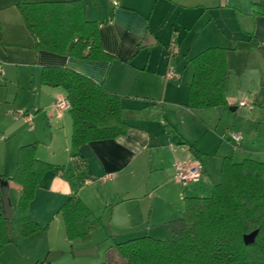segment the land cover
<instances>
[{
    "label": "crops",
    "instance_id": "1",
    "mask_svg": "<svg viewBox=\"0 0 264 264\" xmlns=\"http://www.w3.org/2000/svg\"><path fill=\"white\" fill-rule=\"evenodd\" d=\"M20 1L38 0H0V42L9 48V57L6 53L0 60L4 65L0 73L3 70L7 75H16L18 84L33 92L32 103L41 111L31 117L26 107L17 109L15 95L12 115L23 126L0 134V210L3 216L1 187L6 183L17 226L14 235L10 233L11 225L10 229L6 227L11 240L0 242V256L8 259H1L0 264H52L73 247L91 245L93 233L98 228L106 230V226L116 235L131 232L163 238L166 223L181 215L185 196H208L204 194L211 192L219 181L224 156L236 161L237 153L256 160L260 159L252 153L264 155V130H259L264 121H255L254 127L245 124L246 114L255 108L247 107L248 99L235 101L231 96L232 66L239 64L236 72L243 74L250 68L248 58L237 60L238 49L251 54L253 49L258 51L256 72L264 81V15L251 13L252 0H78L83 17L97 22L101 47L112 55L110 60L35 48L17 8ZM161 24L168 38L159 34ZM173 32L186 34L179 42L184 53L170 58L178 49ZM251 36L257 44L250 41ZM202 46L226 48L227 108L212 106L193 111L187 104L193 74L189 59L207 48ZM192 48L202 49L189 55L195 50ZM183 60L190 67L181 65ZM47 65L71 68L120 100L125 131L80 144L76 148L81 157L79 166L73 159L69 107H54L57 98L65 97L64 89L41 81V70ZM213 107L220 110H209ZM226 110H239L243 120H234L237 114L226 127L221 123ZM20 115L25 119L16 118ZM233 133L240 134V138L235 140ZM256 142L261 144L254 146ZM30 143L34 144L35 156L51 167L42 174L26 210L38 228L21 235L17 207L20 186L10 178L16 169L18 147ZM178 162L199 165L200 177L186 183L178 181ZM74 191L100 219L84 240L67 238L59 210ZM52 251L56 254L46 262Z\"/></svg>",
    "mask_w": 264,
    "mask_h": 264
},
{
    "label": "trees",
    "instance_id": "2",
    "mask_svg": "<svg viewBox=\"0 0 264 264\" xmlns=\"http://www.w3.org/2000/svg\"><path fill=\"white\" fill-rule=\"evenodd\" d=\"M17 8L35 48L79 58H112L101 47L97 22L83 17L78 0L20 1ZM251 13L264 15V0H252ZM250 41L257 44L252 36ZM189 60L193 74L188 106L193 111L212 106L227 108L226 48L207 47ZM40 76L44 84L61 86L69 101L76 166L81 160L76 151L80 144L125 131L127 124L121 118L118 95L64 66H44ZM50 167L35 156L34 144L18 147L16 169L10 179L20 186L17 207L21 235L38 228L26 210L42 174ZM59 210L69 240L88 238L91 229L100 224L99 217L75 191ZM8 232L0 210L1 243L11 240ZM249 233L253 234L252 239L245 242L244 236ZM113 244L125 264H264V161L251 157L234 161L224 156L219 181L211 193L185 196L181 215L166 223L163 238L143 233ZM98 264L111 263L104 260Z\"/></svg>",
    "mask_w": 264,
    "mask_h": 264
},
{
    "label": "rangeland",
    "instance_id": "3",
    "mask_svg": "<svg viewBox=\"0 0 264 264\" xmlns=\"http://www.w3.org/2000/svg\"><path fill=\"white\" fill-rule=\"evenodd\" d=\"M204 16H206V14H204ZM203 16V17H204ZM210 17V16H209ZM187 21L189 20L188 18L186 19ZM177 28V26H175ZM166 28H168V26H166ZM195 30H197V28L193 29V32H195ZM158 31L160 36H167V31L165 28L162 27V24L158 26ZM166 33V35H165ZM176 37H177V41L176 42V46H177V51L175 54L170 55V58L174 57L176 54L177 55H181L183 56L182 52V46L179 45V42L181 44V42H183V38L186 35H178L179 32H173ZM182 36V38H181ZM168 38V36H167ZM166 38V39H167ZM168 40V39H167ZM169 42V41H168ZM168 46L166 45V54L165 57L169 56V52H167ZM193 47V45H192ZM194 47H196L194 45ZM207 47V46H204ZM202 46V48H204ZM202 48H192L195 50H191L189 55H192L194 53H196L197 51L201 50ZM254 51H252L253 53L251 54L249 51L241 48L237 50V54H238V58L237 60L240 61V59L244 60L245 58L247 59V66L250 67L244 74L243 71L240 72H236L238 65H233L232 66V81H233V91L231 92V96H232V100L237 98H245L248 99V106H254L255 109H253V111L250 114H246L245 119H247L246 123L247 125H250L254 127V123L257 120H261L264 121V106H260L264 105V81H262L260 79L259 76H257V72L256 70L258 69V63H256V57L258 58V51H256V49H253ZM7 53L8 57H9V48H7L6 46H4L1 42H0V60H3L2 57H4V55ZM186 65L187 67H190L189 63H185V60H183L181 65ZM2 64H0L1 67ZM4 66V65H2ZM241 67V66H240ZM240 67L238 69H240ZM238 75H240L238 77ZM5 79L3 80L2 79ZM258 77V78H257ZM262 82H260V80ZM19 88V89H18ZM18 90V91H17ZM17 93V94H16ZM16 95V100H17V109H24V107H26L28 109V114L31 115V117H34L38 112H40L41 110H39L37 107L38 105H34L32 103V100H35V97L33 96V92L31 90H26L25 88L21 87V83L17 82V77L16 75H7L5 72H3V70L0 73V134H2V131H4L5 129L9 130V129H14L15 127H22L23 124L21 122H15L14 117L12 115V100ZM236 105V104H234ZM37 106V107H36ZM219 109V107H213L210 108L209 110H214V109ZM237 108H243L240 106H237ZM220 110V109H219ZM213 112L214 111H210ZM220 112V111H219ZM238 114V116L236 117V115ZM243 114L239 113V110H237L236 112L233 111H229L226 110L224 111V117L221 119V123H225L226 127H230L233 119L234 120H240L242 121L244 116H242ZM243 117V118H242ZM18 119H22L24 120V115H20L19 117H16ZM217 120V118H216ZM29 124V126L31 125V123H27ZM264 126V124H261V127ZM259 128L260 131L264 130V128ZM258 141H260V139H258ZM261 143H254V146H259ZM253 157L260 159L261 161H264V155H259L256 153H252ZM245 155V154H244ZM247 156V154H246ZM243 154H239L237 153L236 156L234 157L236 159V161H240L243 159ZM200 177V176H199ZM198 177V178H199ZM197 178V179H198ZM196 179V180H197ZM211 192H206V194L204 195H209ZM154 228V227H153ZM158 228V226H157ZM165 228V226H164ZM106 230H103L102 228H98L97 232L93 233L92 236V246H95V254L92 252L89 255H76L73 253V249H75V247L70 249V253H65L64 255L61 256H57L52 264H98L102 261H107L111 264H125L124 259L116 252L115 248H114V242L115 241H121L124 239H127L129 237H133L137 234H132L131 232H129L128 234H120V235H116V234H112L111 232H109V228L106 226L105 227ZM166 230V229H165ZM10 233L11 235H14L17 233V226H16V217L14 216L13 218V222L11 223V229H10ZM166 233V232H165ZM165 234L162 236L164 237ZM79 240V239H76ZM69 252V251H68ZM7 256L10 257V255L7 254ZM4 260V259H8L6 257V255H1L0 256V260ZM9 261V260H8ZM6 260V263L8 262Z\"/></svg>",
    "mask_w": 264,
    "mask_h": 264
},
{
    "label": "built area",
    "instance_id": "4",
    "mask_svg": "<svg viewBox=\"0 0 264 264\" xmlns=\"http://www.w3.org/2000/svg\"><path fill=\"white\" fill-rule=\"evenodd\" d=\"M173 45L170 48L173 50ZM171 74V69L168 70V75ZM241 104L243 101L240 102ZM54 107L57 110H63L69 107V101L66 97L57 98L54 102ZM232 137L237 140L240 138V134L233 133ZM200 176V166L192 165L185 162H178L175 164V177L181 183H186L190 180H195ZM110 177V176H108Z\"/></svg>",
    "mask_w": 264,
    "mask_h": 264
},
{
    "label": "water",
    "instance_id": "5",
    "mask_svg": "<svg viewBox=\"0 0 264 264\" xmlns=\"http://www.w3.org/2000/svg\"><path fill=\"white\" fill-rule=\"evenodd\" d=\"M1 201H2V210H3V217L6 219V227L10 229L11 225V220L13 218V208L11 206L9 196H8V186L6 183L2 184L1 187ZM252 233H249L244 236V241L249 242L252 239ZM95 246L89 245L86 247H81V248H75L73 249V253L76 255H89L92 252L95 254ZM58 253V252H57ZM56 252H49L45 258L46 262H50Z\"/></svg>",
    "mask_w": 264,
    "mask_h": 264
}]
</instances>
